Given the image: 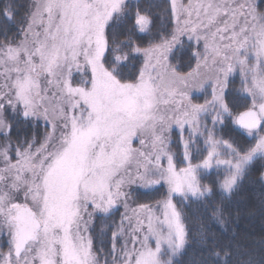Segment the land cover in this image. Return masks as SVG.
<instances>
[{"label": "rangeland", "instance_id": "374dc122", "mask_svg": "<svg viewBox=\"0 0 264 264\" xmlns=\"http://www.w3.org/2000/svg\"><path fill=\"white\" fill-rule=\"evenodd\" d=\"M130 0H33L20 39L0 45V264H169L185 244L174 198L208 193L220 173L228 193L250 161L264 159V5L259 0H168L172 32L146 46L134 81L103 64L105 27ZM148 18L138 15L140 32ZM188 43L186 72L171 60ZM256 111L239 151L220 128L235 122L229 81ZM48 127L35 146L11 149L4 108ZM161 183L163 198L133 203V187ZM120 208L111 253L101 261L90 227ZM31 237L14 251L21 225ZM109 262H106V261Z\"/></svg>", "mask_w": 264, "mask_h": 264}, {"label": "trees", "instance_id": "16d2710c", "mask_svg": "<svg viewBox=\"0 0 264 264\" xmlns=\"http://www.w3.org/2000/svg\"><path fill=\"white\" fill-rule=\"evenodd\" d=\"M33 0H0V45L12 44L20 39L29 17ZM264 5V0H259ZM148 18V27L140 32L136 18ZM173 28L168 0H130L105 27L106 49L104 66L120 81L137 79L141 56L135 46L143 47L168 37ZM171 60L180 72L190 70L194 64L191 46L184 43L171 53ZM227 107L233 114L247 108L248 101L237 91V82L229 81L225 93ZM8 131L3 138L10 148H24L41 143L48 133L46 124L24 117L19 109L4 108ZM227 119L220 134L239 151L246 150L252 140ZM246 131V130H244ZM220 173L211 172L201 177L208 193L177 198L175 203L185 228V244L169 264H264V159L254 157L243 174L228 192L220 189ZM161 183L152 188L133 187L129 197L133 203L148 204L163 198ZM120 208L94 217L90 236L92 247L101 261L111 253L112 234L119 227ZM106 262H109L108 260Z\"/></svg>", "mask_w": 264, "mask_h": 264}, {"label": "water", "instance_id": "95a60500", "mask_svg": "<svg viewBox=\"0 0 264 264\" xmlns=\"http://www.w3.org/2000/svg\"><path fill=\"white\" fill-rule=\"evenodd\" d=\"M236 124L243 129H253L259 125V117L255 110L246 109L236 117ZM30 226L21 225L18 229V236L14 246V254L18 255L24 248L27 239L31 236Z\"/></svg>", "mask_w": 264, "mask_h": 264}]
</instances>
